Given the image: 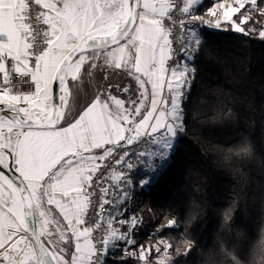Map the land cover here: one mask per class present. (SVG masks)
<instances>
[{
  "label": "snow or ice",
  "instance_id": "snow-or-ice-1",
  "mask_svg": "<svg viewBox=\"0 0 264 264\" xmlns=\"http://www.w3.org/2000/svg\"><path fill=\"white\" fill-rule=\"evenodd\" d=\"M33 2L43 9L35 25ZM181 2L182 7L177 0H0V264H108L117 251L121 258L114 264H125V255H137L131 235L135 216L119 220L130 225L128 232L114 226L111 211L107 217L97 212L99 220L89 224L94 183L100 187V207L111 203L108 188L94 177L109 159L124 164L128 147L143 138L156 150L138 153L147 157L140 186L162 174L178 134L185 131L184 88L195 71L187 61L194 59L191 45L202 42L193 25L219 28L222 18L233 31L251 35L257 30L244 27L252 23L251 13L264 15L259 6L264 0L218 3L224 11H211V20L192 13L200 0ZM173 10L187 17L180 29L190 34L181 41L183 68L168 65L173 40L165 21L172 20ZM236 14H241L238 21ZM258 35L264 39V30ZM97 69L126 72L137 87L122 89L127 101L105 89L81 103L78 82ZM13 74L30 78L34 90L14 91ZM107 179L118 187L125 173L113 169ZM174 223L169 220L167 226ZM101 229L105 234L96 242L93 233ZM159 244L164 248L157 264H171L172 245L159 241L158 254ZM152 247L140 246L142 264H148ZM229 254L225 249L223 255ZM231 254L227 264H241ZM214 255L207 254L206 264H217Z\"/></svg>",
  "mask_w": 264,
  "mask_h": 264
},
{
  "label": "trees",
  "instance_id": "trees-1",
  "mask_svg": "<svg viewBox=\"0 0 264 264\" xmlns=\"http://www.w3.org/2000/svg\"><path fill=\"white\" fill-rule=\"evenodd\" d=\"M216 2L235 4L205 0L197 14L213 19L209 13ZM259 6L264 8V2ZM251 14L252 23L244 25L257 30L251 35L233 31L230 22L202 26V42L193 52L195 71L182 103L185 131L166 170L144 188V176L136 173L124 203L142 215L137 245L151 242L154 228L175 221L161 232L177 240L169 249L171 264H206L209 252L217 264L232 261L233 252L241 264H264V39L258 35L264 15ZM87 78L81 103L105 89L125 100L123 73L97 69ZM120 258L119 251L110 253L108 264ZM124 260L139 264L137 257L125 255Z\"/></svg>",
  "mask_w": 264,
  "mask_h": 264
},
{
  "label": "built area",
  "instance_id": "built-area-1",
  "mask_svg": "<svg viewBox=\"0 0 264 264\" xmlns=\"http://www.w3.org/2000/svg\"><path fill=\"white\" fill-rule=\"evenodd\" d=\"M178 7H182V2L181 0H177ZM43 11L39 5H35L34 2L32 3V16H33V23L35 25V16L40 12ZM195 15H198L196 11H192ZM199 16V15H198ZM182 19H187V17L180 13L178 10H173L172 13V20H166V26L171 28L172 32V40H173V58L168 62L169 68L172 66H175L178 64L181 59L180 57L183 56V52L180 51L181 47V41L182 39L187 41L189 39V33L184 32L181 33L180 29V21ZM189 25H185V27H188ZM197 29V33L200 32L202 28V24H199L197 22L195 25H193ZM40 28H45L46 25L40 24ZM3 79V74H0V82H2ZM13 90L14 91H19V92H29L34 90V85L31 83L30 78H19L16 75L13 74ZM152 145L147 141V138H143L140 143L133 144L128 147V151L130 152L129 157L126 158V162L122 165H116L115 162L111 159L107 160L104 162V166L101 168V170L97 173V175L94 177V181L96 179L100 180V186L101 187H107L108 188V196L107 199L111 201L110 204L105 205L104 207H100V198H99V193H100V187H97L96 184H93V188L91 191H93L95 194L92 197V206L89 208L88 212V222L89 224H94L99 220V217L96 215L97 212L100 214H103L105 217H107L108 213L111 211L114 213L123 199L125 193L127 190L131 189L132 183H127V179L133 178V174L138 171L145 160V157H140L138 155L139 152L146 151L149 147ZM132 153H137V154H132ZM122 154V152H121ZM118 158V156H117ZM127 163H132L134 167L129 170L127 168ZM116 169L117 171H122L125 173V180L121 181L119 186L117 187L116 184H114L111 180L107 179L109 173L113 170ZM119 197V198H117ZM103 227H106L105 225H102ZM98 230L93 233V240L96 242H99L103 236H104V231L103 230ZM99 246V243H98Z\"/></svg>",
  "mask_w": 264,
  "mask_h": 264
},
{
  "label": "rangeland",
  "instance_id": "rangeland-1",
  "mask_svg": "<svg viewBox=\"0 0 264 264\" xmlns=\"http://www.w3.org/2000/svg\"><path fill=\"white\" fill-rule=\"evenodd\" d=\"M234 2H235V0H234ZM248 7H250V5H248ZM252 15L253 14H251V16ZM257 21H258L257 19H254L255 23L260 24V22H257ZM226 22H230V21H226ZM211 27L216 28L214 26V24ZM125 197H126V200L130 199L128 197V195H126V193H125V195L123 197V200L120 202L118 210L114 214V217H115L114 226L119 228L121 231L128 232L130 230V225H120L119 224V220L120 219L130 220L133 216H135L137 218V220H138V224H137V227L135 229L131 230V235H132V237L134 238V240L136 242V244H135V252H136L137 255L133 256V257H137L139 255V252L141 250L140 246H143L145 249L149 248V246H153L151 255L149 256L148 264H157V261L160 259L161 256H163V248H164L163 244H159V246L161 248V253L158 254L155 251V246L159 243V241L164 240V241L169 242L172 246H174V245L176 246L177 240H176L174 235L161 236V232L165 228H167L168 226H163V227L160 226V227L154 228V230L150 233L149 239L151 240V242L147 241L145 244L137 245L136 236H137V234L139 232V225H140L141 220H142V215L141 214H133L132 213L133 212L132 209H130L128 205L124 204L125 203ZM128 208H129V211H128ZM123 211H124V215H122ZM116 214H118V216L120 215L121 217L119 218L118 216H116ZM174 226L175 225H173L172 227H174ZM172 227H168V228H172ZM121 247H123V246L121 245ZM68 258L70 259V256ZM168 259L171 261L170 254H169ZM139 264H142V262L139 261Z\"/></svg>",
  "mask_w": 264,
  "mask_h": 264
},
{
  "label": "crops",
  "instance_id": "crops-1",
  "mask_svg": "<svg viewBox=\"0 0 264 264\" xmlns=\"http://www.w3.org/2000/svg\"><path fill=\"white\" fill-rule=\"evenodd\" d=\"M204 1L205 0H200V3H199V5L198 6H195V7H193V9L191 10V11H196L203 3H204ZM217 4H218V2H216V3H214V5H213V7H212V11L214 10V11H218L219 13H221L222 14V12L224 11L223 9H217ZM43 10V9H42ZM221 22H226L225 20H223L222 18H221ZM198 35H199V33H198ZM200 36V35H199ZM191 48L192 49H195L196 50V48H197V45H195V44H192L191 45ZM191 50V49H190ZM194 52V51H193ZM193 52H192V56H193ZM183 56H184V54H183ZM192 61L193 60H189V61H187V63L189 64V70L191 71V69H192ZM185 60H183V59H181V61L178 63L179 64V66L181 67V68H183V66H184V64H185ZM99 70V72H101L102 70H100V69H98ZM117 71V73L118 72H121L120 70H116ZM96 72V70H93V72L92 73H95ZM106 74L107 73H109V72H113L112 70H107V71H104ZM121 73H123V75H124V83H125V87H129V88H135V87H137V85H136V81L132 78V77H130V76H128L127 75V73L126 72H121ZM0 74H2V73H0ZM15 75V74H14ZM192 76V75H191ZM191 76L189 77V85L188 86H186L185 88H184V92H185V96L189 93V90H190V78H191ZM88 77V75H84V77H83V79H82V81L81 82H78L79 83V88L81 89V91H80V93H79V99L81 100H83L85 97H86V94L84 93L85 91H84V89L86 88V84H87V82H88V80H89V78H87ZM115 77H117V76H115ZM128 79V80H127ZM124 87V88H125ZM151 91V88H150V85H149V92ZM73 93H74V95H75V93H76V89L74 88L73 89ZM164 94L165 95H167V89H166V87H165V92H164ZM128 93H126V98H125V101H127V97H128ZM114 96H116V95H114ZM185 96H184V98H185ZM117 97V96H116ZM117 98H119V97H117ZM120 99V98H119ZM76 106L77 105H73V111H76L77 110V108H76ZM126 106H127V104H126ZM181 135V133L180 134H178V138H179V136ZM178 138H177V140H178ZM177 142V141H176ZM148 149H152V150H156L155 148H154V146H151V147H149ZM147 149V150H148ZM96 152H97V155H99V154H102V150H96ZM145 160H147V157H145ZM144 160V161H145ZM156 161H158V159L156 160ZM139 172V174H142L144 177L142 178V179H145L146 177H145V175H144V172H145V163H143V165H142V167L138 170V171H136L134 174H133V178H132V185H133V183H134V176H135V174L136 173H138ZM141 179V180H142ZM126 195H128V197H129V195H130V189L129 190H127L126 191ZM123 200V199H122ZM121 200V201H122ZM120 205V204H119ZM118 210V209H117ZM116 210V211H117ZM116 211L113 213V216H114V214L116 213ZM122 215H124V211H123V214ZM116 216H118V214H116ZM119 218L121 217L120 215L118 216ZM115 218V217H114Z\"/></svg>",
  "mask_w": 264,
  "mask_h": 264
},
{
  "label": "water",
  "instance_id": "water-1",
  "mask_svg": "<svg viewBox=\"0 0 264 264\" xmlns=\"http://www.w3.org/2000/svg\"><path fill=\"white\" fill-rule=\"evenodd\" d=\"M0 107H2V106H0Z\"/></svg>",
  "mask_w": 264,
  "mask_h": 264
}]
</instances>
